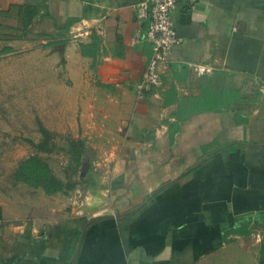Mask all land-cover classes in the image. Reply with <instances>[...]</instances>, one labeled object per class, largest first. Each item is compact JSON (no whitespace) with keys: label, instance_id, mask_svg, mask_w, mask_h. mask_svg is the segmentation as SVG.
<instances>
[{"label":"crops","instance_id":"0c3cea01","mask_svg":"<svg viewBox=\"0 0 264 264\" xmlns=\"http://www.w3.org/2000/svg\"><path fill=\"white\" fill-rule=\"evenodd\" d=\"M140 1L0 0V50L48 39L64 131L106 153L75 195H1L0 264H264V0H177L143 100Z\"/></svg>","mask_w":264,"mask_h":264},{"label":"rangeland","instance_id":"374dc122","mask_svg":"<svg viewBox=\"0 0 264 264\" xmlns=\"http://www.w3.org/2000/svg\"><path fill=\"white\" fill-rule=\"evenodd\" d=\"M30 42L33 46L29 48L0 54V197L41 191L12 181L17 165L34 155L48 164L55 178L73 185L59 194L75 195V191L94 186L98 164L106 153L88 151V138H72L64 131L69 127L71 105L60 101L66 89L52 83L58 78L54 71L63 63L48 60L49 40L42 35L36 34ZM39 124L52 135L48 153L35 149L41 140ZM69 140L81 141L84 148L78 166L72 162Z\"/></svg>","mask_w":264,"mask_h":264},{"label":"built area","instance_id":"2783aa9c","mask_svg":"<svg viewBox=\"0 0 264 264\" xmlns=\"http://www.w3.org/2000/svg\"><path fill=\"white\" fill-rule=\"evenodd\" d=\"M177 0H142L134 7V17L144 27L143 40L150 47V56L139 82L135 86L136 98L156 91L161 86V69L171 49L180 43L171 20V12Z\"/></svg>","mask_w":264,"mask_h":264},{"label":"trees","instance_id":"16d2710c","mask_svg":"<svg viewBox=\"0 0 264 264\" xmlns=\"http://www.w3.org/2000/svg\"><path fill=\"white\" fill-rule=\"evenodd\" d=\"M9 52H11L10 48L0 50V54H6ZM38 133L41 140L37 145H35V149L43 153L50 152L47 146L52 139V135L40 124L38 125ZM82 147L81 141L69 140L68 142V148L72 155V162L76 166L79 165L81 153L84 149ZM12 181L14 183L24 184L31 188H39L45 195H52L66 189L71 190L73 188V185L62 183L60 180L55 178L48 164L35 155L27 157L17 165L12 173ZM76 256L77 251L75 250L71 253L72 259L68 260V262L72 263L73 260L76 259Z\"/></svg>","mask_w":264,"mask_h":264},{"label":"water","instance_id":"95a60500","mask_svg":"<svg viewBox=\"0 0 264 264\" xmlns=\"http://www.w3.org/2000/svg\"><path fill=\"white\" fill-rule=\"evenodd\" d=\"M103 218H110V217H103ZM97 219H98V218L90 219V220L86 223V225L84 226V228L82 229V231H81V233H80L79 239H81V238L83 237L84 232H85V229L87 228V226H88L90 223H92V222H94L95 220H97Z\"/></svg>","mask_w":264,"mask_h":264}]
</instances>
